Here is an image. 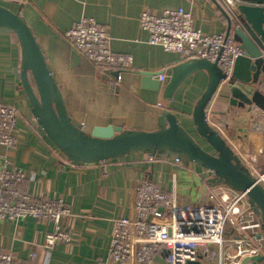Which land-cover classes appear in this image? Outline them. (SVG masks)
<instances>
[{
  "label": "crops",
  "instance_id": "obj_1",
  "mask_svg": "<svg viewBox=\"0 0 264 264\" xmlns=\"http://www.w3.org/2000/svg\"><path fill=\"white\" fill-rule=\"evenodd\" d=\"M217 0H0V5L20 12L33 30L43 49L52 74L63 94L72 120L86 132L96 126L116 125L125 130L155 131L163 110L174 112L182 126L202 145L193 125L192 112L208 84V74L200 70L189 76L172 101L161 91L144 89L139 71L169 77L171 69L183 61L148 42V34L140 28V15L145 9L161 13L183 7L195 24L208 34L226 33L228 21ZM83 17L94 18L108 27L114 52L132 56L130 69H107L91 63L65 39L64 33ZM22 51L13 33H0V102L19 111L14 147H0V165L4 158L22 168L26 179L22 188L36 195L61 199L71 214L61 223L71 232L70 243L58 244L48 264H122L113 263L109 249L115 221L134 216L135 191L143 180H150L166 191L175 190L180 203H208L213 174L200 165L176 157L131 153L96 163L69 160L45 134L32 113L30 100L15 77ZM160 80V79H159ZM264 81V77H262ZM264 91V83L262 84ZM161 103L162 106L158 104ZM209 123L230 143L240 136L241 150L258 170H264V113L255 107L249 111L238 106L224 84L207 107ZM241 162L250 168L249 164ZM54 224L26 217L18 221L0 222V250L27 259L31 250L38 252V261L47 257L43 248L45 235ZM231 236L230 229L226 237ZM216 249H218L216 247ZM234 252L229 250V254ZM227 251L214 257L201 255L200 264H220ZM152 264H167L160 252ZM261 264H264L261 263Z\"/></svg>",
  "mask_w": 264,
  "mask_h": 264
},
{
  "label": "built area",
  "instance_id": "obj_2",
  "mask_svg": "<svg viewBox=\"0 0 264 264\" xmlns=\"http://www.w3.org/2000/svg\"><path fill=\"white\" fill-rule=\"evenodd\" d=\"M216 2L236 26L244 28L238 16L242 0ZM255 5L264 7V3ZM139 22L141 30L148 34L150 44L177 53L183 60L196 58L216 63L225 75L223 84L232 77L237 58L244 55L232 35L203 32L196 26L193 15L183 7L169 8L161 13L145 9ZM64 37L91 63L117 70L118 80L121 71L132 65V56L112 50L108 27L94 18H81L64 33ZM261 57L264 60V49ZM168 77L166 73L159 74L162 83ZM158 105L162 106L161 103ZM19 116L15 106L0 102V147L11 148L17 143L15 130ZM229 144L243 162L249 164L256 183L264 188V170H258L248 161L247 154L241 150V137H234ZM149 159L153 161L155 156L151 155ZM175 161L181 159L176 157ZM25 179V171L4 158L0 165V222L33 217L53 223L54 228L46 233L42 245L47 257L41 263L35 249L27 259L0 250V264H48L50 249L72 240L70 230L61 223L71 214L70 207L61 199L24 190L21 186ZM263 227L264 221L257 217L246 192L218 185L210 190L208 203L189 205L179 202L175 190L166 191L146 179L136 187L134 216L115 221L109 258L113 263L152 264L154 257L163 252L167 264H190L200 261L201 255L214 257L219 250L220 255L227 251L226 260L221 258L220 264H240L245 257L264 254ZM228 229L231 232L229 238L226 237ZM231 249L234 252L229 254Z\"/></svg>",
  "mask_w": 264,
  "mask_h": 264
},
{
  "label": "water",
  "instance_id": "obj_3",
  "mask_svg": "<svg viewBox=\"0 0 264 264\" xmlns=\"http://www.w3.org/2000/svg\"><path fill=\"white\" fill-rule=\"evenodd\" d=\"M264 0H242L238 6L239 19L244 28L236 26L222 8L228 21L227 35H232L244 50L237 58L233 75L227 88L241 108L249 111L255 107L264 113ZM0 33H13L21 47L20 67L14 70L32 105L37 122L65 156L72 161L96 163L119 158L127 154L144 152L150 155L178 157L193 162L213 174L212 185H225L233 190L246 192L253 210L264 221V188L257 184L248 168L241 162L228 141L208 121L207 107L224 85L225 75L216 63L204 59H187L171 69L168 83L162 87L158 74L139 71L141 86L161 91L166 101H172L182 83L194 73L204 70L208 84L196 102L192 120L204 145L194 138L170 110H163L159 128L155 131L125 130L122 126H96L86 132L75 123L66 109L61 89L52 74L51 66L33 30L20 12L0 5ZM264 232V227H263ZM264 254L248 256L240 264H261ZM200 264V261L190 262Z\"/></svg>",
  "mask_w": 264,
  "mask_h": 264
},
{
  "label": "rangeland",
  "instance_id": "obj_4",
  "mask_svg": "<svg viewBox=\"0 0 264 264\" xmlns=\"http://www.w3.org/2000/svg\"><path fill=\"white\" fill-rule=\"evenodd\" d=\"M198 205H199V204H198ZM255 213H256V215H257V217H258V218H260V217H261V215H260V214H258L257 212H255ZM227 227L229 228V225H227ZM61 244H62V243H61ZM53 248H54V247H53ZM53 248H51V249H50V251H51V252H52ZM51 252H50V254H51Z\"/></svg>",
  "mask_w": 264,
  "mask_h": 264
}]
</instances>
